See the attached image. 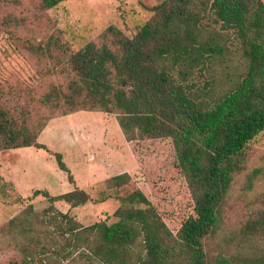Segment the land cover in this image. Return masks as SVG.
Here are the masks:
<instances>
[{"label": "trees", "instance_id": "1", "mask_svg": "<svg viewBox=\"0 0 264 264\" xmlns=\"http://www.w3.org/2000/svg\"><path fill=\"white\" fill-rule=\"evenodd\" d=\"M60 2L38 0V7L49 10ZM0 5L18 8L20 1L0 0ZM149 10L152 18L132 37L110 27L108 42H87L71 54L68 92L53 89L41 102L55 109L62 101L63 115L78 105L116 111L127 141L169 138L194 215L172 232L127 173L106 180L112 194L96 202L78 187L58 196L36 190L33 196H44L48 207L37 213L29 204L0 226V248L15 244L16 255L6 264H54L75 257L99 264H264V248L253 257L210 262L203 243L219 223L235 176L245 168L249 144L264 132V2L163 0ZM18 21L9 16L7 23ZM229 39L240 51L241 68L219 93L211 72L233 54ZM203 75L208 78L199 88L193 80ZM44 126L29 127L22 112L0 106V151L44 149L37 142ZM54 157L73 185L61 154ZM109 197L118 205L117 221L110 225L83 227L54 206L77 208ZM246 231L264 245V214Z\"/></svg>", "mask_w": 264, "mask_h": 264}, {"label": "rangeland", "instance_id": "2", "mask_svg": "<svg viewBox=\"0 0 264 264\" xmlns=\"http://www.w3.org/2000/svg\"><path fill=\"white\" fill-rule=\"evenodd\" d=\"M18 8L0 5V106L12 114H24L29 127L40 124L37 142L44 149L33 147L0 151V226L17 216L31 204L40 213L48 207L36 190L51 196L68 193L78 187L93 201L112 194L106 180L127 173L133 183L154 203L172 232L193 216V203L186 181L179 169L169 138L127 141L117 121V112L78 105L63 115L62 101L58 108L41 102L51 90L67 93L73 75L69 57L87 42L100 45L109 41L107 29L112 27L132 37L149 21V8L163 0H62L49 10H40L38 0H19ZM264 2V0H262ZM9 16L20 21L7 23ZM232 37V36H231ZM233 52L222 65L211 72L212 86L217 92L228 88L240 71V51L229 39ZM39 48L41 51H34ZM204 75L197 80L202 88ZM59 153L69 169L71 185L56 164ZM112 196V195H111ZM57 210L73 216L83 227L104 221H117L118 205L112 198L102 203L89 202L71 208L63 202ZM264 214V132L248 146L244 170L235 176L221 206L219 223L204 240V251L210 262L217 257H253L264 248L263 242L250 231L251 222ZM12 241L0 248V264L14 258ZM54 264H99L85 257Z\"/></svg>", "mask_w": 264, "mask_h": 264}]
</instances>
